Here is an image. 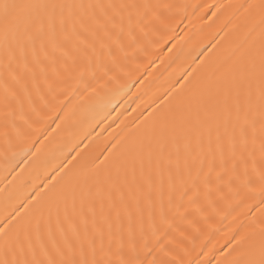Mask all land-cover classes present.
<instances>
[{"label": "bare ground", "instance_id": "obj_1", "mask_svg": "<svg viewBox=\"0 0 264 264\" xmlns=\"http://www.w3.org/2000/svg\"><path fill=\"white\" fill-rule=\"evenodd\" d=\"M26 2L114 5L107 12L116 23L108 24L110 35L84 33V43L71 25L67 33L57 28L64 46L49 48L41 63L31 47L21 55L0 41V223L22 203L30 208L34 193L42 196L53 183L59 189L96 174L97 157L111 154L106 167L113 174L117 163L135 160L138 183L143 160L151 183L138 191L129 168V207L117 217L106 205L107 223L98 212L102 236L82 228L77 236L68 225L62 232L53 214L51 236L45 229L31 246L15 231L0 235V262H258L264 0ZM93 13L104 18L99 7L73 10L85 22ZM98 178L103 182L105 172Z\"/></svg>", "mask_w": 264, "mask_h": 264}, {"label": "snow or ice", "instance_id": "obj_2", "mask_svg": "<svg viewBox=\"0 0 264 264\" xmlns=\"http://www.w3.org/2000/svg\"><path fill=\"white\" fill-rule=\"evenodd\" d=\"M85 7L89 9L97 7L104 9V18L101 19L93 13L92 16L88 17V22H85L84 18L73 14V10ZM114 7V5L85 6L32 3L26 2V0H11V2L9 0H0V41L4 43L7 49L13 52L18 50L21 55H24L27 49L31 47L34 60L36 63H41V54L45 59L49 58V48L54 53L64 46V43L57 38V28L62 33H67L68 26L71 25L72 36L80 40L81 43H84L87 39L84 33L95 36L96 29H103L105 35H110L108 24L114 27L116 21L114 16L108 14L107 9ZM65 10H68L67 16L65 15ZM77 24H79V30H77ZM90 25H94L95 28ZM69 38L65 35V42ZM37 44H39V52L36 50ZM262 74H264V61H262ZM225 102H227V98ZM240 132L241 135H244L245 130L241 128ZM185 147H190V143H187ZM110 156L111 154L105 156L103 160L97 157L93 161L97 171L92 176L83 177L82 180L76 178L59 189H57L58 182H55L50 188H47L42 196L39 193H34L36 203L32 204L30 208L26 202L22 203L5 217L3 223H0V235L8 238L10 233L15 231L18 240L23 237L24 242L31 246L33 236L40 239L45 229L51 236V222L53 214H55L58 230L62 232L64 231V225H68L77 236L80 235L81 228L85 234L92 231L99 232L102 236L103 230L98 221V212L100 221L107 223L110 217L104 215L106 205L109 209L116 210L117 217H119L122 209L127 210L129 207L125 202L123 189V185L128 183L129 168L131 169L132 182L136 184L138 191L142 192L144 184L151 183V177L144 175L143 160L139 162L141 170L140 180L142 183H138L136 177L137 162L135 160L131 161L130 164L128 162L117 163L115 165V174H113L106 167L109 164ZM100 171L105 172L103 182L98 178ZM32 199L33 197L29 196L26 201ZM41 201H44V203H41ZM137 203L139 202L137 201ZM22 209H24L23 213H21ZM29 212H31V215H29ZM109 227H111L110 224ZM0 264H10V262L5 260L0 262ZM11 264H15V262H11ZM33 264H45V262L34 261ZM46 264H102V262L83 258L78 261L58 262L49 260ZM249 264H264V255L258 262L250 261Z\"/></svg>", "mask_w": 264, "mask_h": 264}]
</instances>
